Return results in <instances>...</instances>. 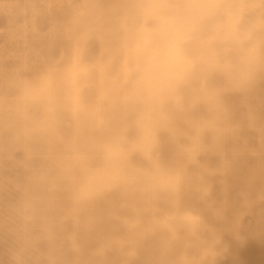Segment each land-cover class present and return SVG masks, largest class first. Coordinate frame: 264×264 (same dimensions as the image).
Returning a JSON list of instances; mask_svg holds the SVG:
<instances>
[{
  "label": "clouds",
  "instance_id": "clouds-1",
  "mask_svg": "<svg viewBox=\"0 0 264 264\" xmlns=\"http://www.w3.org/2000/svg\"><path fill=\"white\" fill-rule=\"evenodd\" d=\"M42 14L26 0L19 22L0 35L10 44L24 40ZM59 23L67 52L38 74L11 69L9 90L0 93V162L6 158L27 174L15 208L20 218L42 187L62 194L72 211L117 189H177L186 168L161 160L165 133L181 144L185 165L212 154L209 173L226 170L217 135L222 96L248 91L264 76V0H124L107 14L95 0H79ZM94 41L100 48L91 55ZM114 112L120 118L108 133L86 143L85 130ZM157 211L152 205L126 221L129 259L140 233L171 229L173 221L192 227L191 214L175 206ZM26 255L20 243L12 264H26Z\"/></svg>",
  "mask_w": 264,
  "mask_h": 264
},
{
  "label": "bare ground",
  "instance_id": "bare-ground-1",
  "mask_svg": "<svg viewBox=\"0 0 264 264\" xmlns=\"http://www.w3.org/2000/svg\"><path fill=\"white\" fill-rule=\"evenodd\" d=\"M25 2L0 0V29L19 22V5ZM35 2L43 14L29 26L26 39L10 44L0 35V93L9 90L11 69L38 74L68 50L59 22L79 0ZM95 2L107 14L124 0ZM99 48L92 42L90 54ZM222 106L217 135L229 160L226 170L209 173L217 160L212 154L185 165L181 144L162 134L161 160L186 168L179 187L168 192L117 189L72 211L62 194L42 187L31 193L26 217L20 218L15 208L27 174L5 158L0 162V264H12L11 251L20 243L27 249L26 264H264V76L248 91L224 93ZM119 118L118 112L101 115L83 140L95 143ZM152 205L159 209L156 215L174 206L190 213L192 227L173 221L171 229L140 233L137 255L129 259L126 221L148 214Z\"/></svg>",
  "mask_w": 264,
  "mask_h": 264
}]
</instances>
